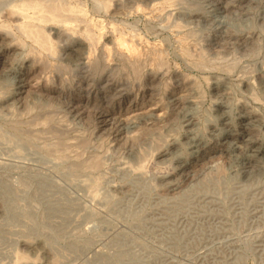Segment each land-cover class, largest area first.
<instances>
[{"label": "rangeland", "instance_id": "obj_1", "mask_svg": "<svg viewBox=\"0 0 264 264\" xmlns=\"http://www.w3.org/2000/svg\"><path fill=\"white\" fill-rule=\"evenodd\" d=\"M0 264H264V0H0Z\"/></svg>", "mask_w": 264, "mask_h": 264}]
</instances>
